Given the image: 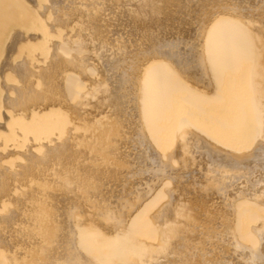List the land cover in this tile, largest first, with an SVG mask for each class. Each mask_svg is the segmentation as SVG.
Returning a JSON list of instances; mask_svg holds the SVG:
<instances>
[{"label": "bare ground", "instance_id": "1", "mask_svg": "<svg viewBox=\"0 0 264 264\" xmlns=\"http://www.w3.org/2000/svg\"><path fill=\"white\" fill-rule=\"evenodd\" d=\"M10 1L12 2V0ZM20 1L22 2L21 5L25 6V9L27 7L34 12L35 15L33 14L31 16H35V18L33 21L30 20V22L35 23L36 21L35 25L37 24V26L34 27V29H36V31H34L33 28L31 29V27H33L31 23L30 28H27V30L31 29V31H33L24 33L23 29L25 26H22V20L24 19L21 20V25L18 24L19 21H13L14 18L18 20L24 16L18 15L20 18L14 17L11 20L13 21L11 24L14 23L17 26L20 25L18 26L20 29L21 26L24 27L22 29L23 32L12 28L13 31L10 30L11 32L7 36L4 47L2 48V56L0 58V106L2 108V111L0 110V142H3V139L6 142L15 141L16 130H19L21 126L18 127L19 129L16 128V130H13L15 128L12 126L16 127L14 122L18 121L17 123L20 125L19 122L22 121L21 125L24 124V120H22L23 115L21 114L22 116H20V113L17 112L26 110L24 112L26 116V112L28 111L27 108H30V105L27 106L28 104L25 103L27 108L22 110V102L28 98L27 95L30 91L25 87V84L21 85L20 82L28 83L30 78L38 79L39 77H45V80L46 77H48L49 80V77L54 75L57 71L60 72L66 70L64 76L65 81H63L65 83V90H62L65 91L69 100H72L73 102V107H69L73 111H71L72 113L69 111L71 113L70 115L74 114L78 119L80 115L83 117V113L86 111L84 109L89 105V102H87V97L89 96V92L87 93V91L89 90L84 91L83 88L85 87V83L83 82V78L89 77L88 79L91 82L89 84H91L92 88L98 92L100 98V101L97 103H92V109L94 110H91L94 113V111L99 109L101 105L102 111L104 112V110H106V112H108V118H106L105 115L99 117L98 115H101L102 112L99 114L96 111V114L98 115H95L98 118L94 124L92 123L95 126V128H93L96 130L91 128V131L88 132L84 129L83 132H76V128L72 126H78L77 123L82 124V122H78V119L76 122L74 120L76 118H73V116H71L72 119L67 117H65V119L75 121L76 124L73 122L74 125L69 122H58L56 118L53 119L54 121L52 124H44V119H47L49 116L59 118L61 111L60 113H57V110L63 106H56L59 102L52 104L51 101L50 103V101H47L48 98L46 101L49 103H43L45 102L43 100V105L46 104L47 106L49 104H55L54 107L59 108H53L52 110L56 111L58 116L56 113V116L53 115L54 113L47 116L46 113L49 112L47 107L49 108V106H40L38 103L39 106L37 105V108H35L36 111L38 107H43L42 109L46 108L47 111L44 112L45 109L43 110L44 113H41L40 116V120L41 117H43V121L39 123H37L38 121L36 120L33 121L34 123L29 122L39 114L37 112L40 111L41 108L40 110L38 109L36 112L37 114L35 113L36 115H30L31 117H34H30V121L26 122V124H35L34 132V129H32V131L30 130L31 134L27 131L25 134L26 136L23 135V137L20 132H25V129H20L23 131L17 132L20 134H17L19 135L18 138L20 139L21 136L25 140V143L22 141L23 149H20L22 152L18 150L21 154L16 151L17 149L15 150V148L19 146L15 145V147L13 144L9 145L7 143L10 147H14L13 150L18 153L14 154L17 157H14L13 154L10 155L17 158V162H20L19 165H17V162V164H14L18 167V170L14 172L11 164L6 163L7 160L8 162H11L13 159L11 160L9 157L6 161L4 160L6 167L13 170L8 174L9 178H13H11L10 181L14 179L17 180V178L18 180H22V176H26V178L27 176L31 177L32 175L30 174H33L36 171L41 174L44 173V171L50 170L52 172V182L54 181L56 185H51V188L49 186L46 187L47 184L45 183L46 186L44 187L43 181L38 182V180L35 181L33 178L35 182L32 180L33 183L31 184L35 183L34 185H36V188H33V185L30 187L32 191H35L34 196V193H30V187H28L29 192L24 189L22 193L19 192V197L16 195L17 191L15 193L18 197V199H16L17 197H14V199L18 200L16 204L19 203L22 210H18V207L14 208L12 206V209H7L6 207V209H4V211H6L3 214L0 213V264H226V258L224 259V256L221 257L223 260L219 258L221 262L219 261L217 263V259H215V262L211 263L209 259L205 258L201 251L202 249L198 250L196 247L202 240L199 241L196 237L197 233H194L193 221L184 220L185 208H183L184 202L181 200V197H185L187 192L184 189L186 187L183 188L181 184L184 182L183 179L188 178L192 180V178L195 177L193 175L192 178L190 177L193 169L191 171H186V163L183 162L184 158L182 155L185 154L187 150L186 148L190 149L191 153L207 152L206 159H208L209 162L213 161L215 164L218 162V165L220 167L222 166L221 169L226 167L223 171L227 169L229 174L230 172H234L236 174L238 173L237 175L240 176H243L247 170H250L247 168L255 166L257 159L262 161L261 165L264 164L263 137H260L262 139L258 140L257 144H253L255 148L252 153H247L245 151L247 154H250L249 156L245 154L248 157L243 156V154L238 152L240 153L238 157H245V159L241 158L242 160L239 159V161H236L237 163H234L235 161L230 162L231 160H234L235 157L233 159H231L232 157H227L225 155L227 152H225L226 150L224 151L225 148H222L223 150L220 149L224 143L228 142L227 140L239 141L242 143V139H245V134L248 129L246 127V122L247 119L251 118L247 114V107H250L252 111H255L253 112V117L256 124H258L257 127L259 126V131L261 132L262 130L263 132L264 130V90L260 92L257 91L259 94L253 90L256 89V87L261 89L260 86L264 85V81L259 79L256 80L257 78H254L260 75L262 77L264 73H261V71H264V63L262 61L259 63L255 61L257 64L252 63V60L254 62L256 58L264 60V21L258 20L260 19V16L262 17L261 20H264V0H203L201 3H206L207 6L205 8H208V11L211 8L212 12H209L207 18L201 15L202 21L197 20L198 25H195L194 18L191 20L190 17L189 22H184L189 25H187V27H189L190 30H186L183 34L180 31L181 28L172 26L174 21L177 20L176 18L179 19V17L176 15L174 16L171 13L176 12V6L179 7L180 1L177 2L178 0L176 1L177 4L174 2V6L172 5L173 8H176H174V11H171L170 9L168 10V7H170L168 2H171V0H95L98 1V4L101 2L100 6L102 7V11L106 13V16L108 15L109 17V13L111 14L114 12H116V15L113 14L115 18H112L114 19L112 22H110L107 17V19H105L107 24L104 23L103 25L101 22L103 25V29L101 28V30H103L102 32H107L110 28L111 30L107 32V34L110 33V35L107 36V42H101L100 51L97 52L95 50L96 52L92 53L94 58L91 59L83 56L86 51L84 45L87 44L85 42L89 41L87 39L90 38L94 30L90 34V29L87 31L89 32L88 34L85 32L82 36H80L78 32L76 35L78 34L79 36H76L75 34L72 35L70 32L66 31L71 24L69 19L72 17H70V15L74 13L72 10H74L75 6L80 3L77 4V2H75L76 0H45V3L42 5V2L40 4L38 3L40 0ZM193 1L194 0H182L181 3L186 7L190 6V3ZM8 2L9 1H7V3ZM92 2L94 6V0ZM89 3L87 2V4ZM182 4H180V6ZM90 5L92 6V3ZM5 6L10 10L7 5ZM81 6L85 5L83 4ZM12 7L16 8V5H12ZM94 7L98 8L99 6L95 5ZM101 7L99 8L101 9ZM69 8L72 12L70 15V11L68 13L66 12ZM88 8L86 10L90 11L91 9ZM12 10L14 11L15 9ZM178 10L181 11L180 9H177V11ZM5 11L7 10L5 9ZM21 11H23V9ZM24 11L26 12V10ZM93 11L95 10L93 9ZM15 12L17 13V10ZM83 12L84 11H82L81 15H83ZM97 12L99 13V11ZM94 13L96 14V12ZM204 13L206 12L204 11ZM26 14L28 15V13ZM85 14L86 12L84 15ZM12 15H14V13H12ZM27 15L25 16V21L28 17ZM171 15L173 17L171 19L172 21L169 19ZM76 17L73 18L77 19ZM85 17L87 18L88 15ZM174 17H176L175 20ZM11 18L12 17H10V19ZM80 18L83 17L81 16ZM6 19L7 21L9 20L7 17ZM76 21L77 20H75V25H77ZM191 21L193 23H191ZM9 22L10 21H8V23ZM73 22L74 21H72V23ZM82 22L80 24H82ZM94 22H96V20H93V23ZM169 22H173V24L171 25ZM26 23H29V20L24 24ZM184 23L182 24L181 22V25L184 26ZM27 25L28 24H26V26ZM88 25L90 26L93 24L90 23ZM102 25L100 26L102 27ZM4 26L6 28V25ZM71 26L68 29H71ZM89 26H87V28ZM100 26L97 27L100 28ZM73 27L78 30L75 26ZM185 27L186 25L184 28ZM107 28L108 30H106ZM81 31L83 32V28ZM97 31H100V29H97ZM97 33L98 32H96V34ZM84 37H87V39H84ZM92 38L90 39L92 40ZM91 40L88 44L92 42ZM103 40H105V38ZM97 41L98 40L96 39V43L93 42L97 44ZM43 42L47 47L45 46L46 51H44L46 53L41 54L45 55L47 62L44 63L45 59H42L40 55L39 57L37 56L38 52H36L37 55H34H36V58L38 59L41 57L40 60L42 59L43 62L41 61L40 65L44 63L45 67L36 68L34 65L36 70L34 69L31 71L28 69L29 66L24 62L25 60L13 63V61L15 62V60H13L16 57L15 54L18 52L17 50H19L18 48L20 46L30 45L34 48L37 44L40 45L39 43L42 45ZM88 46L87 50L92 48L91 45ZM38 47L36 49H39ZM86 56L91 55L89 54ZM31 62L34 61L32 60ZM38 62H36V64H38ZM29 64L31 63L29 62ZM59 72H57V74H59ZM63 73L64 71L62 74ZM10 74H12L13 77L16 76L18 78L17 81L21 86L14 87L7 84L8 80H6V77L8 76L9 78ZM239 74L243 77L241 78ZM58 76L59 75H57V78ZM235 76L238 80L240 78V82L235 79ZM47 82L46 84H48ZM55 84H57V82ZM241 84L244 86H241ZM245 86L249 87V89L247 88V90H245ZM253 86L255 88H252ZM223 90L226 93L236 92L238 98L232 96L236 101H239L242 98L244 99L246 96V99H248L246 104L244 101V104H240L239 102L238 106L235 108L236 111L234 110L232 117L228 119L229 121H226L224 117L220 119L218 115L214 114V112L217 113V111H215V106L221 111L222 108L227 106V102H229L228 100H230L223 99L224 102L225 100L227 101L226 106L224 107L223 105H217L220 102L223 103L221 96H225L224 98L229 96L228 93V96L224 95L225 92ZM55 91L56 90L53 92ZM252 92L256 93L253 94ZM219 93H223V95ZM245 93L248 95H243ZM249 94H253L255 97H252V95L250 96ZM46 96L49 97L48 95ZM46 96L43 98L46 99ZM248 96L250 97L248 98ZM57 97L59 98L60 96L58 95ZM41 98L42 97L40 96L39 100ZM30 99L32 102L31 97ZM56 100L54 102H56ZM35 101H37V99ZM66 101L68 100H65L64 102ZM209 101H214L212 104H217L214 106H210L211 104L208 105L209 112L206 107V109L203 107L206 111L204 113L201 109L200 111L203 113L201 112L202 115H200L201 113L197 110ZM35 104H33V106ZM65 104L66 103H64V105ZM67 105L68 104H66V107ZM68 106H70V104ZM33 108L34 107L30 108L29 111ZM213 108L214 110L212 112ZM35 109H33L32 112H34ZM64 110L66 111V109ZM87 111L89 112L90 110L87 109ZM16 114H19L20 117L17 118ZM42 114L47 118L42 116ZM90 114H92V112ZM209 114L212 116L215 115L217 118L215 119V116L211 117ZM225 114L227 117V113ZM70 115L68 116L70 117ZM84 115L86 117L88 114ZM198 115L203 117H198ZM208 115L211 123L214 121V124L219 127L218 129H222L221 127H223L232 132L223 134L220 137V141H222L220 143H223V145L220 144L222 146H219V148L210 145V142L215 145L219 143L216 139V143L212 140L214 137L212 135V130L202 129L205 127V124L209 127L205 121L211 124L208 120ZM63 117L64 116L62 115L61 118ZM89 117L88 119H90ZM91 117L93 118V116ZM92 118L90 121H93ZM199 118H201L205 124L202 123L201 125L200 123L202 121ZM203 118H206L207 120ZM211 118H214V120L212 121ZM83 119L84 118H82V120ZM12 120L14 125H11ZM86 123L88 124V121ZM260 127L262 128L260 129ZM193 128L196 129L195 132L193 131ZM197 130H201L202 132L200 131L201 133H199ZM204 132L206 134L205 137L211 135V138L208 137L211 139L210 141L208 138L202 136V133L204 135ZM214 132L216 131L214 130ZM260 132L258 134L255 132L256 136H260ZM27 135H31L30 138H28ZM22 138L21 140H23ZM17 143L21 144V141ZM7 144H2L1 152L3 151L4 146L7 150L9 147H7ZM19 148H21V145ZM229 148H227V150H229ZM10 149L11 148H8V150ZM241 150L243 149L241 148ZM230 151L234 154L231 149ZM8 154L3 153V155H0V161L5 159ZM233 154H231V156ZM18 155L22 161H19L20 158ZM185 157L188 160V157ZM193 157L194 156H192V158ZM201 158L202 157H200V159ZM4 161H2L3 164ZM2 162L0 163L2 164ZM209 164L206 165L209 166ZM14 165L13 167H15ZM178 165L179 167H176ZM204 167H202V171ZM210 167L211 164L208 169H210ZM216 167L213 168V170H215ZM3 168L5 167L3 166ZM258 168V171L260 172V167ZM245 169L246 172L244 171ZM262 169L264 170L263 166H261V172H263ZM2 171H0V198L2 199L3 197V201L0 200V203L5 202L4 196L10 195L6 194L7 191L9 193L6 183L10 181L8 180V177H4V173L6 172ZM217 171L219 173L220 170ZM208 172L205 170L203 171V174L201 172L200 175L202 176L198 177H204V180H206V178L209 179ZM228 172H226V174H228ZM250 172L254 171L250 170ZM218 173L216 174L217 177L219 176ZM195 174L194 171V175ZM226 174L225 176H230ZM247 174L248 172L246 175ZM53 175L55 177H53ZM246 175H244V177ZM262 176H264V174ZM262 176L260 175L257 178H261ZM44 177L42 176V178ZM211 177L212 176H210V178ZM232 177L235 178L234 175H232ZM218 178H220V176ZM30 179H32V177ZM30 179L28 177V181ZM36 179H39V177H36ZM229 179H231V177ZM237 179L242 178L238 177ZM246 179L247 178H245V180ZM214 180L215 179H213V181H206L207 184L205 183V186L212 187L216 190V193L218 192L221 194L224 190L222 181L220 183L221 185H219L217 184L218 181L216 180L217 183L215 184L216 181ZM24 181H21L20 186ZM185 181L187 182V180ZM36 182H38V184ZM11 183L8 185L10 186ZM39 183L43 185H39ZM12 184H16V181ZM27 184L25 183L23 185L25 186ZM13 187H15V185H13ZM202 187L203 186L199 189L204 190ZM231 188H233V186ZM11 189H13L12 186ZM15 189L17 188L15 187ZM236 190H238V188ZM182 191L184 192L182 193ZM240 191L238 192L240 193ZM243 191L245 190L243 189ZM262 192H260V194ZM11 193H13V190ZM243 193L242 196L240 195L241 198L244 197ZM31 195L33 196L32 200L34 198V202L31 200L32 204L29 200ZM237 195L238 194H236V196ZM221 197L226 200L223 201L224 203H227V206L223 205L226 210L234 209V212L232 210H229L228 212L227 210L229 214L231 212V214L233 213L234 215L233 220L231 221V230H235L239 238H247L251 244V247L248 248L238 247L243 252L247 250L245 254H240V256L247 257V261L251 264H255V261H259L258 264H260V261L261 263L264 262V257H261V260H259V255L264 249H261L260 253L258 251L260 250L258 249L260 246L258 239L261 240L264 238V223L262 222L261 226L257 224L259 223L258 217L260 219V216H262V214H259L258 216V213L261 212L259 211L261 208L258 207L256 210V207L253 206L255 210H252V208H248L251 204H244L246 208L244 210L240 208L239 210V206L241 205H238L239 203H232L235 202V200L230 198V194H228L226 198L224 195ZM8 198H10V196H8ZM12 198L11 195V199ZM254 198L255 196L253 199ZM237 199L238 198H236V201ZM227 200H230L231 202ZM239 200L238 202H240ZM263 201L260 203V206L263 204ZM196 202L198 203L199 201ZM201 203L199 204L200 206ZM231 203L233 205H231ZM9 205L11 204H8V206ZM202 209L200 213H202ZM256 213L258 217H255ZM192 215H194V212ZM183 217L184 219L182 221L181 218ZM195 220L196 218L194 221ZM3 230H5L4 233H2ZM201 232L202 230L198 233ZM227 232L230 233L229 230H227L226 233ZM220 245H222V243ZM262 245L264 246V243H261V248ZM233 250L236 251V249H232V251ZM225 252H223V254ZM238 252L240 251L238 250ZM233 253L235 254V252ZM213 254H215V252ZM236 255H238V253ZM231 261L233 262L232 259ZM236 262L238 263V261Z\"/></svg>", "mask_w": 264, "mask_h": 264}, {"label": "rangeland", "instance_id": "2", "mask_svg": "<svg viewBox=\"0 0 264 264\" xmlns=\"http://www.w3.org/2000/svg\"><path fill=\"white\" fill-rule=\"evenodd\" d=\"M6 1V2H5ZM7 1H9L8 3L11 5H9L8 3H7ZM19 2H21L20 0H18ZM18 1H14V0H12V2L10 1V0H1V2H0V58H1V52H2V48L4 47V44H5V40L7 39V36L9 35V33L11 32L10 30H12L13 31V29H17V30H20V31H22L23 32V30H24V33H29V32H32L33 30L34 31H36V29H34V27H36L37 26V24L35 25V23H36V21H35V23H33V22H30V20H32L33 21V19L35 18V16H31V15H33L34 14V12H32V10H30V9H28L27 7H26V9L24 8L25 6L24 5H21L22 4V2L21 3H19ZM79 0H76L75 2H77V4H79V5H76V6H78V7H76L75 6V9L74 10H72V12H74L73 14L75 15H73V14H71L72 12H71V7L69 8V10L67 9L66 10V12L68 13L69 11V15H70V17H71V19H69L70 21H71V24H72V26H71V24L69 25V27L71 26V29H66V31L67 32H70V34H72V35H76V33L78 32L79 33V35L80 36H82V35H84L83 33H85L86 32V34H88L89 32H90V34H91V32L94 30V37H93V33H92V35L90 36V38H92V40L89 38V39H87V37L85 38L84 37V39H87V40H91L92 42L94 41L95 43H96V39L98 40L97 41V44H95L94 42L92 43H89L88 44V42L89 41H86L85 43H87V44H85L84 45V49L86 50L85 52H84V55L83 56H85V57H88V58H94L92 55V53H94V52H98V51H100V46H101V42H103V41H108V37L107 36H109L110 35V33L109 34H107V32H109L111 29L109 28V30H108V28L106 29V30H108L107 32H102L103 30H101V28L103 29V25H104V23L105 24H107L105 21V19H107V18H109V21L110 22H112L114 19H112V18H115V16L114 15H116L115 13L116 12H114V13H109V17H108V15L106 16V13H104L103 11H102V7L100 6L101 5V2H99V4H98V1H95L94 0V6L96 5H98L99 7H101V9L98 7V8H96V7H94L93 6V0H81V1H79ZM86 1V2H85ZM169 1V0H168ZM177 0H171V2H168L170 5V7L173 5L174 6V4L176 3L177 4V2H179L180 1V4H182L181 2H182V0H178L177 2H176ZM206 1H208V0H206ZM14 2V3H13ZM42 2V3H41ZM85 2V3H84ZM87 2L89 3V4H87ZM96 2V3H95ZM175 2V3H174ZM195 4H194V3ZM193 2H191L190 3V6H186V7H184L183 6V4L180 6V4H179V7H177L176 6V8L177 9H180L181 11H177V9H176V12L175 13H173V12H171L172 13V15H176L177 17H179V19L178 18H176V17H174V20H175V18L177 19V20H179V21H177V20H175L174 21V24H173V22H169L172 26H176V28H181V33L183 34V32H185L186 30H190V28L189 27H187V25L188 24H185V23H187V22H189L190 21V17H191V20L194 18V24L195 25H198V21L197 20H200V21H202L201 19H202V17H201V15L202 16H205V18H207L208 16H209V12H212L211 11V8L209 9V11H208V8H205L206 6H207V4L206 3H204V4H202L201 2H203V0L201 1V0H194ZM205 2V1H204ZM2 3V4H1ZM6 3V4H5ZM38 3L40 4H44L45 3V0L43 1V0H40V1H38ZM85 5V6H81V5H83V4ZM92 3V6L90 5ZM174 3V4H173ZM201 4V5H200ZM206 4V5H205ZM4 5V6H3ZM5 5H7V7H9V9L10 10H8V8H6V6ZM12 5L13 6H15L16 5V8L15 7H12ZM193 5H194V7H193ZM205 5V6H204ZM2 6H3V8H2ZM72 6H73V4H72ZM81 6V7H80ZM173 6L170 8V7H168V10L170 9L171 11L173 10H175L174 8H173ZM201 6V7H200ZM22 7V8H21ZM88 7H91V8H88ZM93 7V8H92ZM192 7V8H191ZM15 9L14 11L12 10V9ZM84 8H85V10H84ZM91 9L90 11L89 10H86V9ZM203 8V9H202ZM4 9V10H3ZM5 9L7 10V11H5ZM23 9V11H21ZM28 9V10H27ZM80 9V10H79ZM81 9H82V11H84L83 12V15H81L82 14V11H81ZM93 9L95 10V11H93ZM184 9V10H183ZM187 9V10H186ZM191 9V10H190ZM12 10V11H11ZM17 10V13L15 12ZM24 10H26V12L24 11ZM76 10V11H75ZM101 10V11H100ZM183 10V11H182ZM21 13H19V12ZM27 11H29V12H27ZM77 11H79V12H77ZM89 11V12H88ZM93 11V12H92ZM97 11H99V13L97 12ZM186 11H188V12H186ZM191 11V12H190ZM202 11V12H201ZM204 11L206 12V13H204ZM4 12V13H3ZM14 13V15H12V13ZM86 12V14L84 15V13ZM94 12H96V14L94 13ZM179 12V13H178ZM208 12V13H207ZM8 13V14H7ZM26 13H28V15L26 14ZM77 14V17H76V14ZM89 13V14H88ZM104 13V14H103ZM170 13V14H171ZM183 13V14H182ZM196 13V14H195ZM203 13V14H202ZM7 14V15H6ZM28 16L27 18H26V21H25V16L26 15ZM98 14V15H97ZM103 14V15H102ZM114 14V15H113ZM178 14V15H177ZM187 14V15H186ZM3 15V16H2ZM5 15V16H4ZM15 15H17V16H15ZM20 15H23L24 17L23 18H20L19 16ZM35 15V14H34ZM88 15V19L85 17V16H87ZM91 15V16H90ZM95 16V17H93V16ZM97 15V16H96ZM99 15H100V17H99ZM172 15L170 16V20L173 18L172 17ZM180 15V16H179ZM182 15V16H181ZM185 17H184V16ZM194 15V16H193ZM12 17L11 19H10V17ZM83 17V18H80V17ZM187 16V17H186ZM189 16V17H188ZM3 17V18H2ZM6 17L9 19L8 21H10L9 23H8V21H7V19H6ZM14 17H19L20 19H16V18H14ZM22 17V16H21ZM30 17V18H29ZM73 17H76L77 19H74ZM92 17V18H91ZM107 17V18H106ZM183 17V18H182ZM14 18V19H13ZM91 18V19H90ZM261 16H260V19H258V20H260V21H264L263 19L261 20ZM263 18H264V15H263ZM6 19V20H5ZM13 19V21L15 22V20L16 21H19L18 22V24H20V22H21V20L22 19H24V20H22L23 22H22V26H25V28L24 27H22L21 26V29L18 27V26H20V25H15L14 23L13 24H11V22H13V21H11ZM80 19V20H79ZM81 19H82V21H85V22H82L81 21ZM99 19H101V20H99ZM112 19V20H111ZM180 19H183V20H180ZM185 19H189V20H185ZM4 20H5V22H4ZM27 20H29V23H30V25H29V23H26V24H28L27 26H26V24H24L25 22H27ZM75 20H77L76 21V24L77 25H75ZM92 20V21H91ZM93 20L95 21L96 20V22H94L93 23ZM99 20V21H98ZM196 20V21H195ZM206 20V19H205ZM25 21V22H24ZM72 21H74L73 23H72ZM86 21H87V23H86ZM91 21V22H90ZM98 21V22H97ZM172 21V20H171ZM82 22V24L84 25H82V24H80ZM103 23V25H102V23ZM181 22H182V24L184 23V26L186 25V27L184 28V26H182L181 25ZM2 23V24H1ZM31 23H32V26L33 27H31V29L33 28V30L31 31V29H28L27 30V28H30V26H31ZM86 23V24H85ZM93 24V25H88V24ZM97 23H99V24H97ZM176 23H177V25H176ZM179 23V24H178ZM191 23H193L192 21H191ZM190 23V24H191ZM7 24H9V25H7ZM34 24V25H33ZM2 25V26H1ZM4 25H6V28H5V26ZM80 25V26H79ZM89 26V27H91V28H87V26ZM94 25H95V27H94ZM100 25H102V27L100 26ZM17 26V27H16ZM73 26H75V28H77L78 30H76V29H74V27ZM79 26V27H78ZM82 26V27H81ZM100 26V28H98V27ZM178 26V27H177ZM180 26V27H179ZM189 26V25H188ZM97 27V28H96ZM183 27V28H182ZM193 27H194V25H193ZM3 28V29H2ZM13 28V29H12ZM24 28V29H23ZM74 30H73V29ZM82 28H83V32L81 31L82 30ZM84 28H85V30H84ZM92 28H94V29H92ZM187 28V29H186ZM2 29V30H1ZM23 29V30H22ZM81 29V30H80ZM91 29V30H90ZM97 29L99 30L100 29V31H97ZM76 30V31H75ZM80 30V31H79ZM88 30H90L89 32H87ZM96 30V31H95ZM105 30V29H104ZM105 30V31H106ZM175 30V29H174ZM177 30V29H176ZM72 31V32H71ZM177 31H179V30H177ZM75 32V33H74ZM82 32V33H81ZM96 32H98V33H100V34H96ZM2 33H4V34H2ZM103 33V34H102ZM85 34V35H86ZM78 35V34H77ZM76 35V36H77ZM78 35V36H79ZM98 35H99V37H98ZM105 35V36H104ZM2 36H3V38H2ZM101 36V37H100ZM103 36V37H102ZM171 36V35H170ZM105 38V40H103ZM2 39V40H1ZM40 45H36L39 49H36L37 47L35 46L34 48H32V46H30V45H28V46H24V45H22V47L20 46L18 49L19 50H17L16 52V54H15V58L13 59V60H15V62L13 61V63H17V62H20V61H23V60H25L24 62L29 66L28 67V69H30L31 71H33L34 69L36 70V68H43V67H45V64L44 63H46L47 62V58L45 59V55H43V54H41V53H46V52H44V51H46V44L43 42L42 43V45H41V43H39ZM95 44V45H94ZM90 46L91 45V47L92 48H89V50H87V46ZM93 45V46H92ZM46 46V47H45ZM88 46V47H89ZM95 46V47H94ZM96 48V49H95ZM32 49V50H31ZM44 49V50H43ZM92 49V50H91ZM31 50V51H30ZM33 50H35V51H33ZM90 50H91V53H90ZM96 50V51H95ZM28 51V52H27ZM32 51H33V53H32ZM36 52H38V55H37V53ZM87 52V53H86ZM89 52V53H88ZM27 53V54H26ZM31 53V54H30ZM31 55V56H29V55ZM34 54H36L38 57H39V55L42 57V59H45L44 61V65L42 66V65H40L41 64V61H42V59L40 60V58L38 59V58H36V55H34ZM91 55V56H86V55ZM25 55V56H24ZM33 55V56H32ZM18 56V57H17ZM20 57V58H19ZM25 57V58H24ZM30 57V58H29ZM37 60H35L34 58ZM18 58V59H17ZM21 59V60H20ZM27 59H28V61H27ZM34 61V62H31L32 60ZM259 59V60H258ZM256 58L255 60H254V62H253V60H252V63L253 64H257V63H259L260 61H262L263 63H264V60H261L260 58ZM40 63H39V62ZM257 63H256V62ZM29 62L31 63V64H29ZM36 62H38V64H36ZM43 62V61H42ZM35 63V64H34ZM95 63V62H94ZM248 64H250V63H248ZM34 65H35V67L36 68H34ZM31 67V68H30ZM64 71V73L62 74V72ZM63 71H57V72H59V74H57V72L54 74V75H51L50 77H49V80H48V77H46V80L44 79L45 77H39L38 79L36 78V79H34V78H30L28 81V83L26 82H20V84L21 85H24L25 84V87H27L28 88V90L30 91L29 92V94L27 95L28 96V98L27 99H25L24 100V102H22V107H23V109L22 110H25L27 107L25 106V103H27L28 105L27 106H29L30 105V108H32V107H34L33 109H35V108H37V105H38V103L40 104V106H44V107H47V106H49V108L52 110L53 108H55L54 106H55V104L56 103H58V105L56 104V106H62V107H56V108H59V110H57L58 112L57 113H60V111H61V113H60V117L58 118V117H51V116H49L50 118H52V119H50L49 117V119L51 120H49L44 114H42V116H44L45 118H47V119H44V124H52L53 123V119L54 118H56V120L58 121V122H69V123H71L72 125H74V123L73 122H75L77 119H78V117H75L74 116V114H72V115H70L73 111L69 108V107H73L72 105H73V102H72V100H69V98H68V96L66 95V93H65V91H63L62 89H64V85H65V83L63 82V81H65L64 80V76H65V71L66 70H63ZM261 73H264V71L262 72L261 71ZM260 73V74H261ZM62 74V75H61ZM258 74V73H257ZM57 75H59L58 76V78H57ZM240 75V74H239ZM238 75V76H239ZM15 76V75H14ZM55 78H54V77ZM63 76V77H62ZM237 76V77H238ZM61 77H62V79H61ZM240 77L242 78L243 76L242 75H240ZM15 78H17L16 76L15 77H13L12 76V74H10L9 75V78H8V76L6 77V80H8L7 82V84L8 85H10V86H14V87H19V86H21L20 84H19V82L17 81L18 80V78L17 79H15ZM89 78V77H88ZM88 78H83L84 80H83V82L85 83V87L83 88L84 89V91H87V90H89V91H87V93L89 94V96L87 97V102H89V105L87 106V107H85V109L84 110H86L87 111V109L88 110H90L91 112H92V114H90L88 111H87V113H86V111H84V113H83V117L80 115L79 116V119H78V122L79 121H81L82 122V124L81 123H77L78 124V126L77 125H74V126H72V127H74V128H76V132H83V129L84 130H87V132L88 131H91V128H95V126L93 125L94 123H95V121H96V119L98 118L96 115H98V114H96V111H97V113H101L102 112V114L101 115H98L99 117L101 116H103V115H105L106 116V118H108L107 116H108V112H106V110H104V112L102 111V108H101V105H100V103H99V105H100V107H99V109H97V110H95L94 111V113H93V111L92 110H94V109H92V103H97L98 101H100V98H99V94H98V92L97 91H95V89L94 88H92V86H91V84H89V83H91L90 81H89V79ZM239 78V77H238ZM256 80H262V81H264V74L262 75V77H261V75L260 76H258V77H254ZM41 79V80H40ZM51 79H52V81H51ZM60 79V80H59ZM235 79H236V76H235ZM10 80V81H9ZM33 80V81H32ZM37 82H35V81ZM40 82H39V81ZM59 80V81H58ZM91 80V79H90ZM236 80H238V79H236ZM239 80H240V78H239ZM238 80V81H239ZM13 81V82H12ZM16 81V82H15ZM43 81H44V83H43ZM48 81V82H47ZM35 82V83H34ZM46 82L48 83V84H46ZM57 82V84L59 85V83H60V85L58 86L57 84H55ZM64 84H63V83ZM240 82V81H239ZM39 83V84H38ZM53 83H54V85H53ZM86 83H87V85H86ZM34 84V85H33ZM37 84H38V86H37ZM43 85V86H42ZM243 84H241V86H242ZM246 85V84H245ZM35 88H33V87ZM54 86V87H53ZM60 86H61V88H60ZM244 86V85H243ZM46 87H48V88H46ZM57 87H58V89H57ZM91 87V88H90ZM261 87V89H259V88H257L256 87V89H253V90H255L256 92L257 91H263L264 90V85H261L260 86ZM263 87V88H262ZM37 88V89H36ZM50 88V89H49ZM53 88V89H52ZM247 88L249 89V87H244V89L245 90H247ZM252 88H255L254 86L252 87ZM44 89H46V90H43ZM27 90V91H28ZM32 90V91H31ZM54 90H56L55 92H53ZM59 90V91H58ZM62 90V91H61ZM65 90V89H64ZM252 90V91H253ZM43 91V92H42ZM46 91V92H45ZM58 91V92H57ZM62 92V97H61V92ZM95 91V92H94ZM224 91V90H223ZM53 92V93H52ZM225 92V91H224ZM223 92V93H224ZM256 92H252L253 94L254 93H256ZM259 92H257L258 94H259ZM42 93V94H41ZM45 93V94H44ZM47 93V94H46ZM51 93V94H50ZM60 93V94H59ZM65 93V94H64ZM91 93V94H90ZM223 93L221 94V93H219V94H221V95H223ZM226 93V92H225ZM224 93V95H227V93L225 94ZM230 93V94H229ZM228 93V97L227 98H224L223 96H221L222 97V102L223 103H219V104H217V103H214V104H212L214 101H209L208 103H206V104H204L201 108H199V110H197V111H199L200 113L203 111L204 113H205V109L207 108V111H208V105H210V106H214V105H223V107L224 106H226V100H225V102L223 101V99H230V100H228L229 102H227V106L225 107V108H222L221 109V111L215 106V108L217 109H215V111H217V113L216 112H214V114H216V115H218V117L220 118V119H222V117H224V119L226 120V121H229L228 119L229 118H231L232 117V115H233V113H234V110L236 111V107L238 106V104H239V102H240V104H244V102H245V104L247 103V100L248 99H246L247 98V96L246 95H248V94H243V95H245L246 97L242 100V99H240L239 101H236L232 96H234L235 98H238L236 95H238V94H236V92L234 93H232V92H229ZM54 94V95H53ZM56 94V95H55ZM98 94V95H97ZM232 94V95H231ZM253 94H251L252 95V97H255V95L253 96ZM36 95V96H35ZM46 95H48L49 97H47L46 99H44L43 97H45ZM60 96L59 98L57 97V96ZM242 95V96H243ZM250 95V94H249ZM250 95V96H251ZM32 98V102H31V99H30V97ZM42 97L40 100H39V97ZM64 96V97H63ZM250 96H248V98L250 97ZM263 96H264V94H263ZM0 97H1V94H0ZM35 98V100L37 99V101H35L34 100V98ZM38 97V98H37ZM53 97V98H52ZM90 97V98H89ZM94 97H96V98H98V99H96V98H94ZM49 98V99H48ZM89 98V99H88ZM232 98V99H231ZM48 99V100H47ZM50 99H52V100H50ZM57 99V100H56ZM62 99V100H61ZM64 99V100H63ZM33 100H34V102H33ZM40 102H39V101ZM42 100V101H41ZM43 100L45 101V102H43ZM50 101V103H51V101H52V104L53 103H55L54 105H52V104H49V105H47L46 106V104H48L49 102H47V101ZM56 100V102H54ZM59 100V101H58ZM65 100H68V101H66V102H64ZM255 100V99H254ZM27 101H29V102H31V103H29V102H27ZM63 101V102H62ZM96 101V102H95ZM221 101V100H220ZM244 101V102H243ZM256 101V100H255ZM254 101V102H255ZM46 103V104H44L43 105V103ZM215 102H216V100H215ZM36 103V104H35ZM64 103H66V104H70V106H68L67 105V107H66V104L64 105ZM229 103H231V104H229ZM32 104V105H31ZM33 104H35L34 106H33ZM42 104V105H41ZM51 105V106H50ZM98 105V106H99ZM228 105H231V106H228ZM252 105V104H251ZM24 106H25V108H24ZM39 106V105H38ZM53 106V107H52ZM21 107V108H22ZM203 107L205 108V109H203ZM29 108V109H30ZM40 108H41V110H40ZM43 107H38V109L40 110V111H38V109H37V111H36V109H35V111L34 112H32L33 111V109H31L30 111H29V109L27 108V112H26V116H25V111H20V112H17V113H20V116H22L23 115V119L22 118H20V119H22V120H24V124H22L21 125V123H22V121L21 122H19L20 123V125L17 123V122H14L15 123V125H16V127L15 126H12L13 128H15V129H13V130H16V128L17 129H19L18 127H20V129H25V132H20V131H23V130H16L17 132H20V134H21V136L23 137V135H25L26 134V132L27 131H29L30 132V134H31V131H32V129H34L33 130V132L35 131V124H26V122H29L30 121V115H36L37 113H39L38 115H36L35 117H37V116H39V117H37V118H35L34 116H32V117H34V118H32V121H30L29 123H32L33 121H38L37 123H39V122H41V121H43V117H41V120H40V116H41V113H44V112H46L47 110H46V108H44L45 109V111L43 112V110L44 109H42ZM48 107H47V109L49 110V112H47L46 113V115L48 116V115H52L53 113V115H55V113H56V111H51L50 109H49ZM55 108V109H56ZM61 108H62V110H61ZM70 110H69V109ZM227 108V109H226ZM54 109V110H55ZM64 109H66V111L64 110ZM68 109V110H67ZM92 109V110H91ZM202 109V111H200ZM209 109H210V107H209ZM225 111H224V110ZM0 110L2 111V108H1V106H0ZM64 110V111H63ZM101 110V111H100ZM213 110H214V108L212 109V112H213ZM218 110H219V113H218ZM227 110V111H226ZM246 110H247V114H248V116L249 117H251V118H249V119H247V122H246V127L248 128L247 129V132H246V134H245V139H242V143H240L239 141H232V140H227L228 142L227 143H224V145H223V143H220V142H222V141H220L221 140V136L223 135V134H228V133H232L229 129H224L223 127H221L222 129H224V130H222V129H218L219 127L217 126V125H215L214 124V118L212 119L211 118V120L213 121V123H211V121H210V119H209V115H211V114H209L208 115V120H209V122L211 123V124H209L207 121H205L206 123H207V125H209V127H207L206 126V124H205V122H203V120H201V118H199L202 122L200 123L201 125H202V123L203 124H205V127L204 128H202V129H204V130H206V129H208V130H212V132H213V136L215 137H213L212 138V140H214L215 141V139H216V141L217 142H219V143H217V145H215V144H212V142H210V145L213 147H215V148H219V146L221 147L222 145L223 146H226L227 148H229V150H227V148L226 147H221L220 149L221 150H223L222 148H225L224 149V151L225 152H227V154H225L227 157H232L231 159H233L234 157H235V159L234 160H231L230 158H228V159H230L231 161L230 162H232V161H235L234 163H237L236 161H239V159H241L242 157L240 156V158L238 157L239 155H240V153L241 154H243V156H246L245 154H247V153H252V151L254 150V148H255V146H253V144L255 145V144H257V142H258V140H260V139H262V138H260V137H263V139H264V130H263V132H262V130H261V132L259 131V126L257 127V125L258 124H256V122L254 121V113L253 112H255V111H252L251 109H250V107H247L246 108ZM0 111V112H1ZM42 111V112H41ZM71 113H70V112ZM227 113V117H226V114L224 113ZM260 111V110H259ZM30 112H32V113H30ZM37 112V113H36ZM68 112H69V114H68ZM198 112V113H199ZM202 112V113H203ZM209 112V111H208ZM212 112H210V113H212ZM262 112V111H261ZM24 113V114H23ZM36 113V114H35ZM49 113V114H48ZM56 113V115L58 116V114ZM106 113V114H105ZM202 113L200 114V115H202ZM229 113V114H228ZM253 113V114H252ZM22 114V115H21ZM65 114V115H64ZM84 114H88V115H86V117H85V115ZM96 114V115H95ZM55 115V116H56ZM62 115L64 116L63 118H61L62 117ZM67 115V116H66ZM68 115H70V117L71 116H73V118H76V119H74L75 121H73V120H66L65 119V117H67V118H69V119H72V117L70 118ZM200 115H198V117H203V116H200ZM231 115V116H230ZM19 116V114H16V117L18 118V117H20ZM28 116H29V118H28ZM90 116V117H89ZM91 116H93V118L91 117ZM95 116H96V118H95ZM207 116V115H206ZM205 116V117H206ZM215 116V115H214ZM214 116H212L211 115V117H214ZM221 116V117H220ZM24 117H26V118H28V119H26V118H24ZM88 117L90 118V119H88ZM109 117H110V114H109ZM226 117V118H225ZM17 118H16V120H17ZM39 118V119H38ZM81 118V119H80ZM82 118H84L83 120H82ZM91 118H92V120L93 121H90L91 120ZM217 117L215 116V119H216ZM218 118V119H219ZM59 119V120H58ZM87 119V120H86ZM203 119H205V120H207L206 118H203ZM19 120V119H18ZM26 120V121H25ZM40 120V121H39ZM47 120V121H46ZM84 120H86V121H84ZM101 120H102V118H101ZM15 121V120H14ZM49 121V122H48ZM70 121H72V122H70ZM88 121V124L86 123ZM90 121V122H89ZM77 122V121H76ZM76 122H75V124H76ZM200 122V121H199ZM14 123H13V120H12V122H11V125H14ZM34 123V122H33ZM36 123V122H35ZM93 123V124H92ZM79 124H80V126H79ZM91 124V125H90ZM214 124V125H213ZM93 125V126H92ZM200 125V126H201ZM24 126V127H23ZM27 126V127H26ZM29 126V127H28ZM86 126H88V127H90V128H88V127H86ZM216 126V127H215ZM23 127V128H22ZM78 127H80V128H78ZM82 127H86V128H82ZM31 128V129H30ZM88 128V129H87ZM93 128V130H96V129H94ZM214 128V129H213ZM262 127H260V129H261ZM29 129V130H28ZM195 128H193V131L195 132L196 131V129L194 130ZM198 129V128H197ZM201 129V130H202ZM258 129V130H257ZM31 130V131H30ZM78 130H80V131H78ZM199 130V129H198ZM197 130V132H199V133H201L200 131H198ZM203 130V131H204ZM214 130L216 131V132H214ZM256 130V131H255ZM15 131V132H16ZM16 132V137H15V144H14V142L13 141H11V142H6L4 139H3V142H0V143H2V144H9V145H11V144H13L14 146L15 145H17V146H19L20 147V145H21V148H19V147H16L15 148V150L16 151H18V150H20V149H23L22 148V141L25 143V140H24V138H22L21 136H20V139L18 138L19 137V133H17ZM28 132V133H29ZM221 132V133H220ZM258 134L259 132L263 135H261L260 134V136L259 135H257L256 136V133ZM219 133V134H218ZM17 134H19V135H17ZM216 134V135H215ZM254 134H255V136H254ZM201 135V134H200ZM26 136V135H25ZM24 136V137H25ZM30 136L31 135H27V137L28 138H30ZM202 136H206V134H205V132H204V135H203V133H202ZM211 138V135L210 136H207V137H205V138ZM255 137V138H254ZM258 137H259V139H258ZM13 138V137H12ZM21 138L23 139V140H21ZM208 138V139H209ZM219 138V139H218ZM25 139H27V138H25ZM255 139H257V140H255ZM211 139H209V141H210ZM2 141V140H1ZM6 143H5V142ZM8 141V140H7ZM21 141V144L20 143H17V142H20ZM216 141H215V143H216ZM256 141V142H255ZM259 142H261V141H259ZM17 143V144H16ZM23 143V144H24ZM2 144H0L1 146H0V148L3 146ZM7 144V147L9 146ZM18 144H20V145H18ZM220 144H222V145H220ZM226 144V145H225ZM12 145V146H13ZM239 145V146H238ZM217 146V147H216ZM229 146V147H228ZM231 147H233V148H231ZM237 147H238V149H237ZM8 148H11L10 150H8ZM7 148V150H6V148H5V146H4V148H3V151L1 152V150H2V148L0 149V155H3V153H5V154H8V156L7 155H5V156H7L5 159H2V161H6L7 160V158L9 159V157L11 158V160L13 161H11V160H9V161H11V162H8V160H7V162L6 163H10L11 164V166H12V169L14 170V172L15 171H17L18 170V167L16 166V165H14L18 160H16L17 158H14V157H17V156H15L14 154H21L20 153V151L22 152V150H20V151H18V153L16 152V151H14L13 150V148L14 147H8ZM19 148V149H18ZM241 148L243 149V150H241ZM248 148H249V151H248ZM251 148V149H250ZM187 150H186V152H185V154H183L182 155V157L184 158L183 159V162L184 163H186L185 164V167H186V171H191L192 169V174H190V177L192 178L193 176L195 177V178H192V180L191 179H188V178H185V179H183V184H181V186L184 188V187H186V188H184L185 190H186V194H185V197L183 196V197H181V200L184 202V204H183V208H185V219H184V217L183 218H181V220L183 221V219L184 220H187V221H193L192 223H193V226L195 227H193V230H194V233L197 235L196 237H197V239L200 241V240H202V241H200L199 242V244L196 246L197 247V249L198 250H201L202 251V253H203V255L205 256V258H207V259H209L210 260V262L212 263V262H215V259H217V261H216V263L217 262H221V260H223V258L225 259V262H226V264H248L249 262L247 261V257H245V256H240V254H245L246 252H247V250L246 251H242V250H240L239 248L241 247H246V248H248V247H251V244H250V241L247 239V238H245V239H243V238H239L238 237V235L236 234V232H235V230H231V221L233 220V217H234V215H233V213L231 214V212H230V214L228 213L229 212V210L231 211H233L234 212V209L232 208V209H227L228 210V212H227V210L225 209V206H223V205H226L227 206V203L225 202H223V201H226V200H224V198H222L221 196H225V198L227 197V195L228 194H230L231 195V199L233 198L234 200H235V202H232V203H239L238 205H241V206H239V210H240V208H242L243 210L246 208V204H251L250 206H248V208H252V210H255L254 209V207H256V210H257V208L259 207V208H261L259 211H261V212H259L258 213V216H259V214L261 215L262 214V216H260V219H259V217L257 216V213H256V216L255 217H258V222L259 223H261V224H259V223H257L258 225H262V222L264 223V209H263V207H264V201H263V199H264V196H263V194H264V183H263V181H264V176H262L264 173V170H263V172H261V166H263L264 167V164L263 165H261V163H262V161L260 160V162L258 163V159H257V163H256V165L255 166H251V167H249V168H247V169H250V170H252V171H254V172H250V170H247V172H248V174H250V175H248V176H250V177H248L247 175H246V169L244 170L246 173L245 174H243V176H240V175H237L236 173H232V172H230V174H229V172H228V170L227 169H225L224 171H223V169L224 168H226V167H224L223 169H221L222 168V166L220 167L219 165H218V162H216V164L215 163H213V161L212 162H209V160L208 159H206V154H207V152H198V153H194V152H192V153H194V154H192L191 153V150L190 149H188V148H186ZM230 149L232 150V152H234V154H236L237 155V157H238V160H237V157H236V155H234L233 153H231V151H230ZM6 150V151H5ZM13 150V151H12ZM236 150V151H235ZM228 151H230V152H228ZM244 151V152H243ZM247 153H246V152ZM238 152H240V153H237ZM230 155H229V154ZM10 154H13L14 155V157L13 156H11ZM231 154H233L232 156H231ZM229 155V156H228ZM248 156L250 155V154H247ZM252 155V154H251ZM185 156H187L188 157V160H187V158L185 157ZM192 156H194L193 158H192ZM204 156H205V159H204ZM248 156H246V157H248ZM18 157L20 158V156L18 155ZM200 157H202L201 159H200ZM197 158V159H196ZM200 159V160H199ZM242 159H245V157H243ZM241 159V160H242ZM21 160V158L19 159V161ZM190 160V161H189ZM204 160V161H203ZM2 161H0V162H2ZM5 161H4V164H3V162H2V164H3V166L5 167V168H3V166H2V164L0 163V171H2V172H6L7 173V171L8 170H10V169H8V167H6V163H5ZM15 161V162H14ZM22 161V160H21ZM187 161V162H186ZM200 161H202V162H200ZM206 162V163H205ZM18 163V164H17ZM16 164L17 165H19L20 164V162H17ZM23 163V162H22ZM211 164V167H210V169H208L209 168V166H210V164ZM9 164V165H10ZM203 166H202V165ZM204 164H205V167H204ZM209 164V166H207V165ZM215 164V165H214ZM8 165V164H7ZM13 165L16 167V169H15V167H13ZM179 165H181V164H179ZM179 165L178 166H176V167H179ZM214 165V166H213ZM196 166V167H195ZM217 166V167H216ZM202 167H204V169L206 170V172H210V174H209V172H208V177H209V179L208 178H206V180H204L205 178L203 177H198V176H202V175H200L201 174V172H202V174H203V171H205L204 169H203V171H202ZM216 167V169L215 170H213V168H215ZM247 167V166H246ZM258 167H260V172L258 171ZM195 168V169H194ZM219 168V169H218ZM10 170V171H8V173L6 174V173H4L5 175H7V176H5L4 175V177H8L9 178V176H8V174H9V172L11 173L13 170ZM256 169V170H255ZM197 170V171H196ZM217 170H220L219 171V173H218V171ZM50 170H47V171H44V173H41V174H39V173H37V171L36 172H34L33 174H30V175H32L31 177H32V179H30L31 177L30 176H27V178H26V176H22L21 178H22V180L21 181H24L25 179V181L24 182H22V184H21V186H20V183H21V181L20 180H18V178H17V180H11L10 181V179L12 178V177H10L8 180L10 181V182H7L6 184H7V187L9 188H7V190H9V193H8V191H7V193L6 194H10V195H7V196H4L5 198H4V201L5 202H1L0 203V213L1 214H3L5 211H4V209H6V207H7V209L8 208H10V209H12L13 207L14 208H16V207H18L19 209L18 210H22V208H21V205L19 204V203H17L16 204V202H18V200H16V199H18V197L20 196V193H22L24 190L25 191H28L29 192V189H28V187H32V185H33V188H36L35 186L36 185H34V184H31V183H33V182H35L36 180H38V182L40 181V182H42L43 181V184H44V187L46 186L45 185V183L47 184V186L46 187H51V185H56L55 183H54V181L52 182V172L50 171ZM194 171H195V175H194ZM255 171H256V173H255ZM211 172H212V174H211ZM222 172V173H221ZM226 172H228V174H226ZM36 173V174H35ZM199 175H198V174ZM218 173V175L220 176V178H218L217 177V174ZM259 173H260V175L262 176L261 178L259 177V178H257L258 176H260L259 175ZM51 176H50V175ZM214 174V175H213ZM222 174V175H221ZM225 174L226 175H230V176H225ZM234 175L235 176V178L234 177H232V175ZM40 175V176H39ZM48 176V178H47V176ZM193 175V176H192ZM212 176L211 178H212V180H211V178H210V176ZM223 175H224V177H223ZM244 175H246L245 177H244ZM257 177H256V176ZM11 176V175H10ZM34 176V177H33ZM38 178L39 177V179H36V177ZM42 176L44 177V176H46V177H44V178H42ZM50 176V177H49ZM216 176V177H215ZM28 177H29V181H28ZM53 177H55L54 175H53ZM215 177V178H214ZM231 177V179H232V181H231V179H229ZM239 177H241L242 179H237V178ZM25 178V179H24ZM33 178H34V180H33ZM245 178H249L248 180L246 179L245 180ZM252 178V179H251ZM13 179V178H12ZM24 179V180H23ZM46 179V180H45ZM208 179V180H207ZM213 179H215L214 181H218V183H217V181L215 182V184L217 183V184H219V185H221L220 183H221V181H222V184H223V188H224V190H223V195H222V193L221 194H219L218 192L216 193V190H214V188H212V187H209V186H205V183L207 184V182L208 181H213ZM219 179V180H218ZM234 179V180H233ZM254 179V180H253ZM32 180H33V182H32ZM185 180H187V182L185 181ZM229 180H230V182H229ZM236 180H237V182H236ZM239 180H241V181H239ZM13 181V182H12ZM16 181V184L17 183H19V184H12V183H14ZM18 181V182H17ZM31 181V182H30ZM46 181V182H45ZM47 181H48V183H47ZM205 181V182H204ZM207 181V182H206ZM220 181V182H219ZM260 181V182H259ZM12 182V183H11ZM38 182H36L37 184H38ZM50 182H52V183H54V184H52V183H50ZM186 182V183H185ZM192 182V183H191ZM196 182V183H195ZM233 182V183H232ZM248 182V183H247ZM9 183H11L10 184V186L8 185ZM31 184V185H23V184ZM189 185H188V184ZM227 183V184H226ZM231 183V184H230ZM250 183H252V184H250ZM257 183V184H256ZM41 183H39V185H40ZM43 184H41V185H43ZM230 184V185H229ZM236 184V185H235ZM255 184V185H254ZM262 184V185H261ZM13 185H15V187L17 188V189H15V187H13ZM233 186V188H231L232 186ZM235 185V186H234ZM253 185H254V187H253ZM11 186H12V188L13 189H11ZM17 186H19V187H17ZM24 186V187H23ZM27 186V187H26ZM201 186H203L202 188H204V190H202V189H199ZM226 186V187H225ZM230 186V187H229ZM31 187H30V193L31 194H33V196L35 195V191H32L31 190ZM236 187V188H235ZM20 188H21V190H20ZM32 188V189H33ZM52 188V187H51ZM195 190H194V189ZM208 188V189H207ZM238 188V190H236ZM24 189V190H23ZM182 189V188H181ZM231 189V190H230ZM243 189L246 191H243ZM247 189V190H246ZM13 190V193H11V191ZM34 190V189H33ZM184 190V191H185ZM242 192H241V191ZM16 191H17V193H16ZM184 191H182V193L184 192ZM189 191V192H188ZM226 191V192H225ZM238 191H240V193L238 192ZM263 191V192H262ZM20 192V193H19ZM196 192V193H195ZM230 192V193H229ZM238 192V193H237ZM244 192V193H243ZM250 192V193H249ZM254 192V193H253ZM257 192V193H256ZM260 192H262L261 194H260ZM15 193H16V195L18 196H16L15 195ZM190 193V194H189ZM227 193V194H226ZM242 193H243V196L245 197V199H244V197L243 198H241V196H242ZM200 194V195H199ZM226 194V195H225ZM236 194H238L237 196H236ZM256 194V195H255ZM258 194H260V195H258ZM11 195H12V199H11ZM192 195H194V196H192ZM210 195V196H209ZM233 195V196H232ZM234 195H235V197H234ZM241 195V196H240ZM8 196H10V198H8ZM32 195H31V198L29 199L30 200V203L32 204V201L34 202V198H33V200H32V197H33ZM203 196V197H202ZM240 196V197H239ZM247 196V197H246ZM255 196V198L253 199V197ZM14 197L16 198V199H14ZM184 198V199H183ZM196 198V199H195ZM202 198H203V200H202ZM230 198H228V199H230ZM236 198H238L237 199V201H236ZM259 198V199H258ZM2 199H3V197H2ZM1 198H0V200L1 201H3ZM5 199H9L10 200V202H9V200H5ZM232 199V200H233ZM239 199H242V200H239ZM256 199V200H255ZM15 200V201H14ZM32 200V201H31ZM191 200V201H190ZM209 200V201H208ZM238 200L240 201V202H238ZM247 200V201H246ZM251 200H255L254 202L253 201H251ZM8 203H7V202ZM196 201H199L198 203L196 202ZM227 201H229V202H231L230 200H227ZM262 201H263V204H261V206H260V203H262ZM13 202V203H12ZM15 202V203H14ZM21 202V201H20ZM193 202V203H192ZM201 202H203V203H201ZM250 202V203H249ZM256 202V203H255ZM258 202V203H257ZM3 203V204H2ZM187 203V204H186ZM201 203V206L199 205ZM217 203V204H216ZM224 203V204H223ZM231 203V205H233ZM242 203V204H241ZM8 204H11V205H9L8 206ZM189 204V205H188ZM197 205V206H195V205ZM202 204H204V205H202ZM245 204V205H244ZM255 204H256V206H255ZM3 207H2V206ZM7 205V206H6ZM13 206V207H12ZM195 206V207H194ZM205 206V207H204ZM222 206V207H221ZM254 206V207H253ZM263 206V207H262ZM224 207V208H223ZM231 207V206H230ZM2 208V209H1ZM21 208V209H20ZM186 208H188V209H186ZM196 208H198V209H196ZM202 209V213H200L201 212V209ZM34 209V208H33ZM191 209V210H190ZM199 209H200V211H199ZM206 209V210H205ZM195 210V211H194ZM251 210V211H252ZM199 211V212H198ZM193 212H194V215H192L193 214ZM203 212H204V214H203ZM209 212H210V214H209ZM253 212V211H252ZM195 213H196V216H195ZM197 213H198V215H197ZM212 213V214H211ZM201 214V215H200ZM203 214V215H202ZM207 214V215H206ZM19 216V215H18ZM21 216H23V215H21ZM208 216V217H207ZM229 216V217H228ZM231 216V217H230ZM20 217V216H19ZM188 217H189V219H188ZM196 218V220L194 221V219ZM201 217V218H200ZM206 217V218H205ZM254 217V216H253ZM200 218V219H199ZM215 218V219H214ZM228 218V219H227ZM201 219H202V221H201ZM209 219H210V221H209ZM218 219V220H217ZM225 221H223V220ZM229 220V221H228ZM255 220V219H254ZM200 221V222H199ZM215 221V222H214ZM217 221V222H216ZM197 222V223H196ZM199 222V223H198ZM212 222V223H211ZM221 222V223H220ZM228 222V223H227ZM257 222V221H256ZM189 223V222H188ZM206 223V224H205ZM207 223H208V225H207ZM210 223V224H209ZM234 223H235V221H234ZM197 224V225H196ZM204 224V225H203ZM217 224H218V226H217ZM224 224V225H223ZM256 224V223H255ZM255 224H253V225H255ZM199 225V226H198ZM202 226V228H201V226ZM206 225V226H205ZM227 225V226H226ZM228 225H229V227H228ZM198 226V227H197ZM212 226V227H211ZM256 226V225H255ZM218 227H219V229H218ZM196 228H198V229H196ZM207 228H208V231H207ZM223 228V229H222ZM195 229H196V232H195ZM202 230V235H201V233H198V232H200L201 230ZM226 229V230H225ZM263 229V228H262ZM227 230H229V232L230 233H226V231ZM4 231L5 230H3L2 231V233H4ZM213 233H212V232ZM221 231V232H220ZM223 231V232H222ZM203 232H204V234H203ZM264 232V231H263ZM223 233V234H222ZM225 233V234H224ZM222 234V235H221ZM227 234V235H226ZM200 235V236H199ZM211 235V236H210ZM212 235H214V236H212ZM224 235V236H223ZM232 235V236H231ZM235 237H234V236ZM201 237V238H200ZM204 237V238H203ZM212 237V238H211ZM220 237V238H219ZM234 237V238H233ZM225 238V239H224ZM219 239V240H218ZM235 239H236V241H235ZM221 240V241H220ZM258 243H260L259 245V247H258V249H260V250H258L259 251V253L261 252V249H264L263 247V245H262V248H261V243L263 244L264 243V238L263 239H261V240H259L258 239ZM227 242V243H226ZM222 243V245H220ZM233 245H232V244ZM202 244H204V245H202ZM226 244V245H225ZM220 245V246H219ZM234 245H235V247H234ZM202 246V247H201ZM218 248H217V247ZM225 246V247H224ZM229 248H228V247ZM224 247V248H223ZM237 247V248H236ZM239 247V248H238ZM214 249V250H213ZM227 249V250H226ZM232 249H236V251L235 250H233L232 251ZM220 250V251H219ZM231 250V251H230ZM238 250L240 251V252H238ZM226 251V252H225ZM211 252H212V254H211ZM215 252V254H213ZM220 252V253H219ZM223 252H225L224 254H223ZM233 252H235V254L233 253ZM238 253V255H236L237 253ZM231 253V254H230ZM264 250H263V252H261V254L259 255V260H261V257L263 258L264 257ZM233 254V255H232ZM208 255V256H207ZM213 255H214V257H213ZM219 255H221V256H219ZM229 257H227V256ZM230 255V256H229ZM236 255V256H235ZM224 256V257H223ZM233 258H232V257ZM221 257H223V258H221ZM240 258V260H239V258ZM245 257V258H244ZM221 260H220V259ZM227 258H228V262H227ZM233 260V262L231 261V259ZM219 259V260H218ZM245 259V260H244ZM264 259V258H263ZM242 260V261H241ZM236 261H238V263L236 262ZM240 261V262H239ZM244 261V262H243ZM263 261V260H262ZM241 262H243V263H241ZM247 262V263H246ZM256 263L255 264H258V262L257 261H255ZM263 264H264V262H262ZM261 263V261H260V264H262ZM205 264V263H204ZM249 264H251V263H249Z\"/></svg>", "mask_w": 264, "mask_h": 264}]
</instances>
